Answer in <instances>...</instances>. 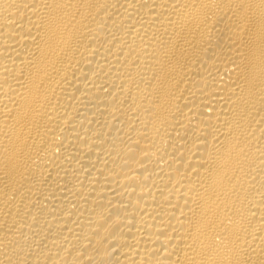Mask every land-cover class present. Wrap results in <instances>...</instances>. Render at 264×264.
<instances>
[{"label":"bare ground","instance_id":"6f19581e","mask_svg":"<svg viewBox=\"0 0 264 264\" xmlns=\"http://www.w3.org/2000/svg\"><path fill=\"white\" fill-rule=\"evenodd\" d=\"M0 264H264V0H0Z\"/></svg>","mask_w":264,"mask_h":264}]
</instances>
